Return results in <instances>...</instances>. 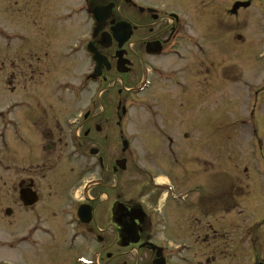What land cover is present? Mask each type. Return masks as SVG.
Wrapping results in <instances>:
<instances>
[{"label": "rangeland", "instance_id": "1", "mask_svg": "<svg viewBox=\"0 0 264 264\" xmlns=\"http://www.w3.org/2000/svg\"><path fill=\"white\" fill-rule=\"evenodd\" d=\"M175 1L177 6L189 2ZM237 1L250 2L251 6L241 8L238 15H233L230 10ZM28 2L29 5L26 4ZM82 2L61 0L57 4L39 5L36 0H5L4 3L0 0L3 13H0V25H4L8 31L23 34L42 36L46 32L47 41L44 43L55 44L52 48L41 47L35 55L25 52L19 42L14 43L11 53L0 50V110L12 104L20 105L22 100H28L36 107H46V113H41L46 115L40 116L37 123L29 119L34 115L22 109L16 110L14 116L36 142L40 157L45 152L43 145L46 142L41 135L42 130H51L56 142L62 141L58 147L59 153L46 152L48 160L42 157L30 163L35 166L45 163L48 167L46 180L39 181L40 201L32 209H25L21 205L17 190V185L25 178L24 169L29 165L24 162L28 152L14 147L13 153L5 154V157L0 145V166H8L9 170L5 171L3 166V170L0 168V264L91 263L90 252L96 245L87 248L84 242L74 243L67 239L71 231L65 227L57 210L76 201V192L83 180L99 176L98 172L82 170L87 166L86 162H69L66 158L70 147L63 119L82 109L91 94L86 95L84 101L74 104L72 95H68L70 99L67 103L59 104L50 94L56 82H62L65 88V82H78L90 71L89 62L82 55L71 58V64L53 60V50L58 51L59 46L73 43L77 37L87 36L90 26L86 17L80 14L75 22L64 25L66 27L57 34L60 36L56 39H53L56 35H50L47 28L51 16L62 14L70 6L81 5ZM189 4L190 7L185 5L183 8L191 9V16L194 17L195 12L206 14L203 15L204 23L203 17L195 18L192 31V34L201 37L203 46L202 50L194 47L190 50L187 88L191 94L188 98L176 97L175 89H171L170 93H164V90L163 93H156L155 89H151L145 94H131L141 80L140 65L133 53L134 46L130 47L134 55L128 59L129 64L121 62L123 64L120 65L126 72L122 73L121 69L117 72V63L113 61L114 68L107 74L105 92L95 108L96 113L101 107L111 108V123L107 121L109 111L105 119L98 120L107 123L104 132L112 133V148L116 150L119 149L118 145L121 147L118 140L119 121L115 119V113L120 114L124 99H129L126 108L130 109L127 133L147 136L133 141L132 153L136 159L128 163L119 183L111 177H108L107 183L111 189L118 187L128 201L134 199L137 191L149 183L152 174L174 182L179 190L198 187L195 189L198 193L190 197V202L196 205H209L215 201V196L218 199L221 195L246 194V198L239 199L237 209L230 214H223L220 219V216H212L199 224H195L199 220L195 213L188 212L181 217L180 211L168 206L165 211L178 222L170 225L166 235L172 241L189 236L190 242L198 247L195 254H199L207 250L208 246L201 244V238L207 234L210 237L208 244L212 248L214 243L221 244V250L229 255L238 246L237 264H253L264 260V0H197V3L190 0ZM28 7L36 16L27 22L26 16L18 13L26 14ZM123 10L117 12V18L125 14ZM11 12H14L13 16ZM211 17L215 24L220 25L217 33L216 30L210 31L214 25ZM2 44L4 42L0 40V48ZM182 65L170 63L168 67ZM40 72L41 76L33 78L34 74L38 76ZM29 76L34 83L29 82ZM97 92L95 85L94 94ZM43 100L45 106L41 105ZM153 109L159 114L158 123L164 124V136L176 141V145L170 149L172 153L166 148L163 137L150 127L155 120L154 115H149ZM92 129L96 130L95 127ZM92 134L94 139L98 137L96 132ZM88 141L90 145L93 144L91 140ZM224 204L225 207L232 206L233 200ZM7 209L12 211L11 215ZM36 214L40 217L37 218ZM183 220L190 223L188 234ZM35 223L56 230L63 237L56 241L41 238L43 243H33L25 236L31 233L29 229ZM210 224L220 230L222 243L214 239L212 231H207L213 229ZM114 235L111 232L107 234L109 243ZM109 245L108 249H113L114 255L120 253L118 246ZM125 255L127 264L135 262V254L131 251L127 250ZM101 259L103 261L105 257ZM230 262L227 259V263Z\"/></svg>", "mask_w": 264, "mask_h": 264}, {"label": "flooded vegetation", "instance_id": "2", "mask_svg": "<svg viewBox=\"0 0 264 264\" xmlns=\"http://www.w3.org/2000/svg\"><path fill=\"white\" fill-rule=\"evenodd\" d=\"M1 1L4 3L5 0ZM58 1L61 0H36L39 5L57 4ZM189 3L190 0L188 3L177 6L175 0H83L81 5L70 6L62 14L50 17L51 23L47 28L50 35H56L53 39L60 36L57 34L63 31L66 27L64 25L75 22L80 14L86 17L90 26L87 36L77 37L73 43L59 46L58 51L53 50L55 52L53 60L64 63L71 64V58L82 55L89 62L90 71L85 73L78 82L71 80L65 82V88L62 82H56L50 93L51 97L56 98L59 104L67 103L70 99L68 95H72L71 100L74 104L73 102L84 101V97L91 94L87 104L82 109L72 112L63 119L68 147H70L66 153V158L69 162H86L87 166L82 167V170L87 173L98 172L99 176L83 180L76 192V201L57 209L65 227L71 231L67 239L74 243L84 242L87 248L96 245L90 252V264H127L125 258L127 250L135 254L133 264H237L239 260L238 246L229 255L225 254L221 250V244L214 243V248L208 244L210 237L207 234L201 238V244L208 246L207 250L199 254H195L198 253V247L194 242H190L189 236L179 241L170 240L166 235L167 231L170 225L178 221L175 220L176 218L171 219L165 209L172 206L174 210L183 214L179 213L181 217L188 212H193L199 219L195 221V224H199L212 216L214 218L220 216L218 217L220 219L223 214H230L237 209L239 199L246 198V194H241V197L221 195L218 199L215 196L213 204L203 205L199 203L196 205L190 202V197L198 193V190H195L199 189L198 187L179 190L178 185L172 181L165 180L158 183L161 178L152 174L149 183L137 191V196L134 199L128 198V201L126 197L121 195L118 187L111 189L107 183L108 177L119 183L120 176L125 174L128 163H132V159H136L135 154L132 153L133 141L136 138L145 139L147 137L141 133H127L126 126L130 115V109L126 108L129 100L127 98L122 101L124 104L120 114L115 113V119L119 121L117 122L119 127L118 140L121 147L118 145L119 149L116 150L112 148L114 145L112 133L110 132L109 135L104 132L107 123L99 121L105 119L109 111L110 115L107 121L112 122L111 108L101 107L98 113H96L95 108L98 100L105 92L107 74L114 68L113 61H116L118 65L119 60H121L125 65H128V59H131L135 54L141 69V80L132 89L131 94H145L151 89H155L156 93L163 90L164 93H170L171 89H175L176 97L179 99L188 98L191 94L187 88L189 85L188 74H190V50L192 47L196 50H202L201 47L203 46L201 37L192 34V31L195 27V18L203 17L202 23H204L203 15L206 14V12H195L194 17L191 16V9L183 8L185 5L190 7ZM26 4L29 5V2ZM96 9H101L97 22L93 16ZM108 9L109 16L103 20ZM120 9H124L123 13L125 14L117 18V12ZM0 13L3 14L1 9ZM18 14L26 16L27 22L36 16L30 7L26 10V14H21V12ZM10 15L13 16L14 12H11ZM118 25L120 26L117 28ZM214 25L210 31L216 30L217 33L220 30V25L215 24V22ZM127 35L128 38L125 40ZM0 40L4 42L0 48L4 53H11L15 42L21 43L24 51L32 55H35L41 47L45 49L46 46L52 48L55 45L44 43L47 41L46 32L42 36L23 34L20 31H8L4 25H0ZM131 46L135 47L134 54L130 49ZM90 49L93 50V53ZM96 53L99 55V64L95 60ZM170 63H183V65L169 68L168 64ZM117 65H115L117 72L120 69L123 70L122 73L126 72L122 67L117 69ZM39 75L41 76V72L38 76L34 74L33 78H38ZM30 76L28 77L29 82L34 83L33 79H29ZM95 85H97L98 90L96 95L94 94ZM41 105H46L44 100ZM18 109L30 112L34 118L29 119H34V123H37L40 116L46 115L41 114L43 111L46 113V107H36L32 102L22 100L20 105L14 106L12 104L5 110H0L1 153L7 156V154L13 153L14 147L22 148L28 152L24 162L29 165L24 169L25 178L17 185V190L21 205L25 209H32L40 201L39 181L46 180L45 173L48 171V167L45 163L40 166L30 163H34L42 157L46 158V152L51 151L53 153L55 151V153H59L58 147L62 141L56 142V136L51 130L47 132L42 130L41 135L46 142L43 145L45 152L40 157L36 142L25 132L22 123L14 117ZM154 112L153 109L149 113L155 118L150 127H152L153 132L163 137L166 148L172 153L170 149L176 145V141L170 136H164V124L158 123L159 114ZM93 127L96 130L92 129ZM93 131L97 133L96 139L93 138ZM88 140H91L93 144L90 145ZM124 143L127 144V149H124ZM119 151L120 155L117 156ZM112 160L113 164L110 165ZM2 166H0L2 170L4 168L5 171H9L8 166H3V168ZM232 200V206L225 207L224 203L229 204ZM167 201L169 203H166ZM7 211L10 215L12 214L10 209ZM37 214V218L40 217ZM182 222L186 225L188 234L190 223L184 220ZM210 225L213 229L206 228L207 231H212L215 235L214 239L221 242L223 237L219 235L220 230L214 228L212 224ZM29 231L31 233H28L25 238H29L33 243L39 241L43 243L46 238L50 241H56L57 238L60 240L63 237L56 230L38 223L33 224ZM110 232L115 234L111 243L107 238V234ZM109 244L118 246L120 253L114 255L113 249H108ZM103 257L105 259L102 261L101 258ZM227 259H230L231 262L227 263ZM117 260L119 262H116ZM263 262L264 260L260 259L253 264H264Z\"/></svg>", "mask_w": 264, "mask_h": 264}, {"label": "water", "instance_id": "3", "mask_svg": "<svg viewBox=\"0 0 264 264\" xmlns=\"http://www.w3.org/2000/svg\"><path fill=\"white\" fill-rule=\"evenodd\" d=\"M249 6H250V3H248V2H245V3L237 2V3L234 4V6H233V8H232V10H231V13H232V14H236L240 8H248ZM100 11H101V10H98V13H99V14H100ZM98 17H99V16H98ZM105 18H106V17H104L103 20H105ZM98 62H100V59H99ZM122 64H123V63H121V61H120V62H119V67H120V65H122ZM124 146H125V148H126V144H124ZM8 214H9V212H8Z\"/></svg>", "mask_w": 264, "mask_h": 264}, {"label": "bare ground", "instance_id": "4", "mask_svg": "<svg viewBox=\"0 0 264 264\" xmlns=\"http://www.w3.org/2000/svg\"><path fill=\"white\" fill-rule=\"evenodd\" d=\"M164 181H165L164 179H159L158 183H162Z\"/></svg>", "mask_w": 264, "mask_h": 264}]
</instances>
